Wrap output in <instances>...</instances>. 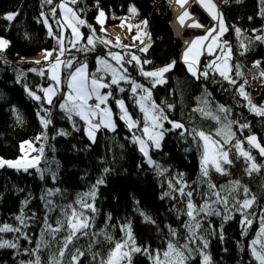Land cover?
Returning <instances> with one entry per match:
<instances>
[{
	"label": "trees",
	"instance_id": "1",
	"mask_svg": "<svg viewBox=\"0 0 264 264\" xmlns=\"http://www.w3.org/2000/svg\"><path fill=\"white\" fill-rule=\"evenodd\" d=\"M62 1L85 21L80 25L82 44L76 48L69 43V31L63 33L61 28V8L58 5ZM132 7L136 9L135 13L130 12ZM53 8L56 9L55 16ZM220 8L228 25L221 36L220 47H226L225 41L231 47L229 74L238 82L235 86L218 72L206 68L216 55L221 54L220 49L202 59V70L209 71L207 78L197 79L188 70V65L181 59L184 41L174 30L173 3L169 0H77L75 4L71 0H52L51 4L47 0H0V36L8 40L7 46L0 50V158L14 161L21 154V145L25 141H32L34 154L38 155V150L43 148L38 165L30 167L27 172L8 166L0 168V226L21 229L20 232H0V240L17 244L15 248H0V264H29L35 260L33 250L41 240L45 220L55 227L58 220L64 219L63 209L69 205L79 209L76 201L89 193L99 179L104 183L96 191L94 203L97 211L85 210L86 215L93 217L92 227L87 230L88 235H80L69 245L70 250L75 246L84 252L80 264H100L101 258L106 259L115 243L124 237L120 228L124 224H131L136 243L142 248L164 250L171 239L169 227L177 230L181 244L186 242L184 224L189 218L184 213L187 198L180 197L169 187V182L182 181L189 185L185 191L194 189L192 201L198 207L207 198L205 194L209 190L201 176L204 145L198 137L194 139L193 130L215 134L222 124L233 121L236 123L231 129L238 138L246 141V137L254 134L264 145V117L251 111L248 99L237 90L247 80L245 91L251 104L262 107L256 99L264 89V78L259 75L264 71V42L255 40V36L264 34V0H224ZM100 10L106 12L107 25L117 24L127 17L136 22L147 20L145 36L138 41L139 45L132 44L130 48L112 46L117 40L114 35L101 31L97 20ZM193 10L204 23L211 22L201 8L195 5ZM10 13L15 14L11 21L6 19V14ZM237 28L241 30L239 35L235 31ZM92 29L99 39L94 37V50L85 51L83 45L93 34ZM199 32L187 29L184 34L191 36ZM61 37L63 47L67 49L61 58L73 60V69L88 62L91 73L97 69L98 58L105 57L109 51L121 53L125 61L131 54L142 62L151 61L144 65L145 70L158 69L175 61L171 70L164 74L165 82L152 88V100L164 109L168 120L182 123L184 129H172L167 120L163 121L164 129L172 130L165 132L159 149H149L155 164L148 163L139 145L133 142L134 129L130 131L126 122L118 118L119 109L113 99H109V106L116 114V129L100 128L94 142L86 134L83 120L77 116L69 119L59 105L66 92L64 80L70 70L62 68L61 91L51 104L47 103L43 90L52 80L48 67L44 68V75L40 74L41 68L36 63L40 61H35L34 57L52 51L53 41H59ZM103 39L111 40L112 44L100 43ZM241 41L245 47H241ZM145 45H149L147 51L141 52L139 49ZM257 61L260 63L254 67ZM125 67L132 79L152 87L150 78L140 74L135 62L125 64ZM121 87L129 89L130 85L121 82ZM111 91L114 97L124 99L133 118L142 122L143 114L130 91L121 93L115 86ZM221 105L229 111H219ZM213 115L220 117L219 123L212 119ZM41 118L50 121L47 127ZM244 123L250 128L241 130L239 125ZM61 132L65 134L61 135ZM37 136L41 139L37 140ZM214 138L219 140L221 137L214 135ZM246 147L252 150L249 144ZM257 164L264 165V156L260 155ZM246 165L245 162L242 173L234 175L230 164H225L227 174L220 173L222 180H217L212 171L207 179L218 187L239 181L256 196V202L247 210L255 217L247 228V235L243 234L245 226L240 212L232 209L231 219L225 220L224 216L229 213L223 211L222 206L214 205L221 208V215L205 216L201 213L203 226L199 233L209 241L208 247H198L199 241L190 244L192 258L187 264H203L202 252L210 256L211 264H257L249 244L258 232V217L264 208V167L249 175ZM105 169L109 171L105 172ZM166 192L170 195L165 196ZM244 198L241 188L237 199ZM48 201L55 205L54 210H50ZM141 211L154 223L146 222ZM22 214L23 225L17 220ZM66 235L67 232L62 230L54 240L44 236L49 245L39 252L41 264H50V257L60 251ZM69 259L66 252L64 260ZM132 264H152V261L148 255L135 253Z\"/></svg>",
	"mask_w": 264,
	"mask_h": 264
},
{
	"label": "snow or ice",
	"instance_id": "2",
	"mask_svg": "<svg viewBox=\"0 0 264 264\" xmlns=\"http://www.w3.org/2000/svg\"><path fill=\"white\" fill-rule=\"evenodd\" d=\"M77 0H71V3L75 4ZM170 3H174L179 6L180 11L177 19L181 26H185L186 19L192 20L189 11L185 7L189 5L190 0H169ZM192 2H198L203 4L208 10L213 20H217V13L215 12L216 5L212 0H192ZM227 2V0H225ZM47 3L51 4L52 0H47ZM61 9H64V18L67 21V27L71 28V33L73 39L69 40V43L72 47L77 46V41L81 38V33L79 32L78 25L85 24V21L80 19L76 12L72 8H65V5L62 3L58 5ZM56 9H52V14L55 16ZM130 12L135 13L136 9L134 7L130 8ZM264 14V11H262ZM15 17V14H6V19L11 21ZM105 12L103 10L99 11L97 17L98 22L103 26L104 24ZM251 19V17L249 18ZM47 22L46 20L44 21ZM59 23V21H58ZM123 23V22H122ZM148 21L144 20L143 24L147 26ZM187 26L189 27H200L204 28V25L199 24L192 20ZM64 25H61L63 28ZM89 27H91L89 25ZM51 34V28H49ZM103 31V27H101ZM226 31L222 16L219 18L218 23L211 28L205 29V35L197 37L195 40L186 42L188 47L186 48L183 57L185 62H187L189 54L193 56V63L189 64L188 70L199 79L201 76L207 78L209 76V71L197 72L195 64L198 61L200 55L207 51L209 55H213V48L217 47V41L219 36ZM236 33L240 34V29H235ZM254 31H261L255 29ZM216 33L213 36V33ZM92 35L87 38L86 44L83 45L85 51H91L95 48V29H92ZM134 37V39H137ZM99 39V37H95ZM255 40L264 42V34L255 36ZM59 43L61 47L59 49H53L52 51L47 52L46 62L48 57H52L53 52H56V57L53 61L49 63L48 71L51 73L50 79L55 82L54 85L49 86L44 89V93L47 99V103H52L53 95L61 91V75L60 68L63 65V68L67 71V76L65 77L64 83L66 85V92H64V100L59 105L63 109L69 119L73 116L79 117L85 122L86 125V134L94 142L95 133L100 128L110 129L115 131V117L116 114L113 112L112 108L109 106V99H113L115 105L119 109V119L126 122L127 127L131 131L136 129L137 133H133L132 139L133 142L139 145V150L143 153L148 159V163L155 164V161L152 160L149 155V149L155 148L159 149L161 147V141L163 140L164 134L166 131L172 129H184V125L180 122L168 120L167 115L163 108L157 105L152 100V88L157 84L163 83L164 74L169 72L171 68L175 65V61H172L170 64L154 69V70H145L144 65L151 63L149 60H140L135 54H131L130 58L125 61L124 55L118 52L109 51L105 57L98 58L97 63L100 65L95 72L89 73L87 71V64L81 63L72 68L73 60H64L62 61L60 57L64 56L66 49L63 47V39L59 38ZM100 43L109 45L112 44L111 40L103 39L100 40ZM143 43V41H141ZM8 44L7 40L0 39V50L4 49ZM226 47H220V55H216L215 59L210 61L206 68L213 69L218 72V74L227 80L232 85H237L238 82L229 75V59L231 56V47L224 42ZM88 46H91L89 48ZM112 46L114 47H123L130 48L133 45H121L117 41ZM139 49L141 52H146L147 47ZM241 47H245L243 41H241ZM80 50V49H78ZM223 61V66L217 61ZM113 61L115 63H113ZM133 62L139 67V72L146 79L151 80L152 87H148L142 83H138L132 79L128 73V68L125 67V64L131 65ZM39 63V62H37ZM257 61L254 67L259 65ZM33 71H36L33 69ZM44 69H40V74L44 75ZM237 75H242L237 72ZM260 77L264 78V71L260 72ZM121 82L128 83L130 85L129 89L121 87ZM247 80L244 81V84H240L238 87V92L241 96L248 99L250 109L255 114L264 117V107H257L256 105L251 104V100L248 97L247 92L245 91V85ZM115 86L118 92L130 91L134 102L139 106L140 112L143 114L142 122L138 119L133 118L131 113L128 110L126 102L122 98H116L113 96L111 89ZM107 89L108 91H103ZM32 95H35L32 93ZM40 99L39 96L35 97ZM95 101V103H89V101ZM103 105V107H102ZM169 108L173 107L168 105ZM203 113L204 110L200 109ZM219 111L227 113L229 109H226L223 105L219 107ZM207 114V113H204ZM42 123L45 127L50 123L49 120L41 118ZM212 119L220 122L219 116H212ZM167 120L168 123L172 125V129H164L163 121ZM236 123L229 121L223 125L221 129H218L215 134L209 132L206 133L203 130L195 132V138H199L203 141L204 152L201 158V176L205 178L207 183L208 192L205 194L206 199L202 206H197L193 203L192 197L194 189L185 191V188H189V185L178 181L176 184L169 182V187L172 188L175 192L179 194L182 198H187L186 211L185 215L189 218L188 221L184 224V228L187 232L185 237L186 242L181 244L178 238L177 230L169 227V233L171 239L168 240L167 246L164 250H152L148 247L138 246L135 240V237L132 234L131 224L121 225V231L124 233V237L117 241L108 253L107 258H101L100 264H132V256L135 253H143L148 255L149 259L152 261V264H187V262L192 258L191 252L193 249L190 247V244L195 243L196 241L200 242L198 247L202 246L203 249H207L209 241L199 233V230L202 228V219L201 213L205 216H219L221 215V208L214 207V205L222 206L223 211L229 213L224 216V219H231V210L235 209L240 212L242 215V224L245 226L244 235H247V228L250 227L253 223L255 217H252V214L247 210L251 209L254 203L256 202V196L250 194V190L246 186H242L239 181H232L229 185L217 186L212 183L209 178V168H214L216 172L221 174H227L226 169L223 167L225 164H231L232 161L229 159V153L231 148L226 147L232 143V140L235 139V133L232 132V124ZM75 127V125H74ZM240 129L250 128V125L247 123L240 124ZM61 135L65 133L61 132ZM215 136L222 137L221 140L214 138ZM46 138V137H45ZM37 140H40L41 137L37 136ZM250 146L257 148L262 156H264V145H261L256 135H250L245 138ZM29 147L32 146V141H25ZM244 141L236 139L235 144H232L238 154L246 159V162H250V167L246 169L247 173L251 175L252 171H259L264 165H258L255 162V159L250 155V152L243 148ZM21 150L23 151V144L21 145ZM35 150V149H34ZM43 155V148L38 150V155L32 157L31 159L21 156L15 161L5 160L0 158V168L8 166L10 168H15L17 170L23 169L25 172L28 171L30 167H36L39 163L40 156ZM158 167V165H157ZM109 171L105 169V172ZM104 180L99 179L96 181V185L93 186L92 190L82 195L76 203L79 205V209L72 205H69L67 208L62 210L64 219L58 220L56 226L45 220V230L41 232V240L37 245V248L33 250L36 254L35 260L30 261L29 264H41V259L39 252L41 248L48 247L49 241L44 239V236L47 235L53 240L56 238L57 234L62 230L67 232V235L63 237V244L60 251L56 254H53L50 257V264H80V257L84 256L78 247L73 246V249H69V245L73 244L75 239H78L80 235H88V229L92 227L91 221L93 220L92 216L86 215L85 210L95 213L97 211L95 207V197L96 191L99 185L103 184ZM241 188L243 189L244 199H237V196L240 194ZM56 191H59L58 189ZM223 193V194H222ZM52 190H49V195H52ZM165 196L170 195V193H165ZM231 198V204H230ZM91 200L92 202H88ZM50 210L55 209V205L52 204V201H48ZM146 222L154 223L150 216L141 211L140 213ZM111 217H109L110 219ZM259 219V229L255 237L250 241L249 248L252 254L253 259L257 264H264V208L261 209ZM17 220L20 224H24L23 214L17 217ZM211 227V226H210ZM5 231H15L20 232V228H13L8 225L0 226V232ZM25 238L27 236L25 234ZM109 240L112 239L111 236H107ZM222 238V237H221ZM10 247L15 248L17 244L10 241L0 240V248ZM68 252L70 259L65 261V253ZM187 253V254H186ZM203 256V264H211L210 256L206 252L201 253ZM23 264V262H22Z\"/></svg>",
	"mask_w": 264,
	"mask_h": 264
},
{
	"label": "rangeland",
	"instance_id": "3",
	"mask_svg": "<svg viewBox=\"0 0 264 264\" xmlns=\"http://www.w3.org/2000/svg\"><path fill=\"white\" fill-rule=\"evenodd\" d=\"M105 12V11H104ZM77 14V13H76ZM99 15V14H98ZM77 16L79 17V15L77 14ZM80 18V17H79ZM123 22V23H122ZM224 26H225V23H224ZM78 27L80 28V25H78ZM101 27H103V31L107 32V33H110L112 35H114L116 37V40L119 41L120 44L124 43L126 45H139V42H135V43H132L131 38L132 40H141L143 38V36H145V29L143 28V26L136 22L135 20H133L131 17H127V18H123L119 23L117 24H113V25H107V15H106V12H105V17H104V24L103 26L101 25ZM81 29V28H80ZM228 29V25L226 24V31ZM135 30V32H133ZM224 31L223 34L226 32ZM222 34V35H223ZM221 35V36H222ZM137 39H134V37H137ZM0 39H4V40H7L5 37H1L0 36ZM8 41V40H7ZM82 43H81V40L80 41H77V46H80ZM74 47V48H76ZM66 49V48H65ZM67 50V49H66ZM47 52L48 51H44L42 52L41 54L37 55L36 57H34V60H39V61H42L43 59H46L47 57ZM66 52V51H65ZM50 58V57H49ZM101 58V57H99ZM60 59L62 61H64V59H62L60 57ZM37 63V62H36ZM87 64V71L89 73H91L90 71V68H89V65H88V62H84ZM113 63H115L113 61ZM221 65L223 66V61L221 63ZM100 67V65L97 63V68ZM62 68H63V65H61V68H60V75H61V83H62ZM199 70H197L198 72ZM201 71H205V70H201ZM200 71V72H201ZM49 72V71H48ZM199 74V73H198ZM49 75H51V73L49 72ZM230 75V74H229ZM203 77V76H201ZM55 82L52 81L51 84L49 86H52L54 85ZM48 86V87H49ZM46 87V88H48ZM61 87V86H60ZM45 88V89H46ZM67 90V89H66ZM103 91H108V90H103ZM58 94V93H57ZM53 95L52 97V101L53 99L56 97V95ZM44 96H45V93H44ZM45 99H46V96H45ZM64 100V98H63ZM47 101V99H46ZM63 102V101H62ZM90 103V102H89ZM256 103L259 104L260 106L264 107V89H263V92L261 94V96H259L257 99H256ZM108 104H109V101H108ZM103 107V106H102ZM226 123V122H225ZM224 124L221 125V128L223 127ZM232 130V129H231ZM232 132H234L232 130ZM133 135V133H132ZM95 136H96V133H95ZM257 136V135H256ZM258 138V137H257ZM222 137L219 139L221 140ZM236 139H239V140H242L240 138H238V136L235 135V139L232 140V143L227 145L226 147L228 148H231V151L229 153V159L232 161V163L230 164V167H231V173L234 174V175H237V174H240L244 171V168H243V165L244 163L246 162V159L242 156H240L237 152V150L232 147V144H235L236 142ZM243 141V140H242ZM41 143V142H40ZM246 144H248L247 140L244 141L243 143V148L247 151L250 152V155L255 159V162L258 163V160L260 158V152L257 148L253 147L252 146V150H249L247 149L246 147ZM42 145V143L40 144ZM34 145L32 144L31 147H29V145L27 143H24L23 144V151L21 152V154L19 155V157H17L15 160H17L18 158H20L21 156H25L26 158L28 159H31L32 157H35L37 156V154H34ZM149 155H150V150H149ZM147 158V157H146ZM14 160V161H15ZM40 160V159H39ZM148 160V159H147ZM247 165L246 167L249 168L250 167V162H246ZM38 165V164H37ZM224 167V165H223ZM209 171H212L213 172V175L214 177L217 179V180H222L223 177L220 175V173L218 174V172L215 171L214 168H209Z\"/></svg>",
	"mask_w": 264,
	"mask_h": 264
},
{
	"label": "crops",
	"instance_id": "4",
	"mask_svg": "<svg viewBox=\"0 0 264 264\" xmlns=\"http://www.w3.org/2000/svg\"><path fill=\"white\" fill-rule=\"evenodd\" d=\"M212 2L216 5L215 12L217 13V20H213V19H212V16L210 15L209 10H208L203 4H201V3H198V2H192V0H190L189 5H186V6H185V7L187 8V10L189 11L192 20H194L195 22H198V23L201 24V25H204V26H205L204 28H200V27H189V26H187L189 23L192 22V20H189V19H186L185 26H181V25L179 24V22H178L177 17H178V15H179L180 11H182V10L179 9V6H178V5H175V4L173 3V27H174L175 32H176L178 35L182 36L183 41H184L183 50H182V53H181V59H182L184 62H185V60H184L183 54H184L186 48L188 47V44H187L186 42H188V41H192V40H195L197 37H200V36L205 35V34H206V33H205V29H206V28H211V27H213L214 25H216V24L218 23V20H219V18H220L221 16H222L223 22L225 23V28H226V19H225L223 13H222V9H221V8L218 6V4H217L218 0H212ZM62 3L65 5V8H72V7H71L68 3H66L65 1H62L61 4H62ZM195 5L198 6L199 8H201V10H203L204 13H205L207 16H209V18H210V20H211V22H210L209 24L204 23V22L200 19V17L198 16V14L193 10V6H195ZM72 9H73V8H72ZM61 20H62V25H64V27H63V33L65 32V30H68L71 39H73V37H72V33H71V28L67 27V21H66L65 18H64V9H61ZM138 23H140V24L143 26V28L145 29V27H144L145 25L143 24V21H140V22H138ZM78 28H79V27H78ZM187 29H197V30H200V32H199L198 34H195V35L185 36L184 33H185V30H187ZM79 32L81 33V38H80V40H82L83 33H82V31H81L80 28H79ZM215 35H216V33L214 32V33H213V36H215ZM80 40H79V41H80ZM130 41H132V43H135V42H138V41H140V40L135 41V40H132V38H131ZM217 45H218L217 47H214V48H213V53H215L216 51H218V50L220 49V46H221V36H219V38H218ZM206 55H209V54L207 53V51H204V52L200 55V57L198 58V61H197L196 64H195V68H196L197 70H199L198 73L202 70V59H203V57L206 56ZM35 61H39V60H35ZM185 63H186L188 66H189V64H192V63H193V56H192L191 54H189L188 59H187V62H185ZM217 63H220V64H221V63H222V60H221V61H217ZM229 68H231L230 60H229Z\"/></svg>",
	"mask_w": 264,
	"mask_h": 264
},
{
	"label": "built area",
	"instance_id": "5",
	"mask_svg": "<svg viewBox=\"0 0 264 264\" xmlns=\"http://www.w3.org/2000/svg\"><path fill=\"white\" fill-rule=\"evenodd\" d=\"M223 1H224V0H218L217 4H218L219 7H220L221 4L223 3ZM60 47H61V45H60L59 41H58V40H54V41H53V47H52V50H53V49H59ZM56 54H57L56 52H53L52 57H50V58L48 59L47 62H46V60H42V61H40V62H39V67H40V68H43V69L49 67V63L55 59ZM89 102H90V103H95L94 100H93V101H89ZM132 133H137V130L134 129V130L132 131ZM137 134H138V133H137Z\"/></svg>",
	"mask_w": 264,
	"mask_h": 264
}]
</instances>
